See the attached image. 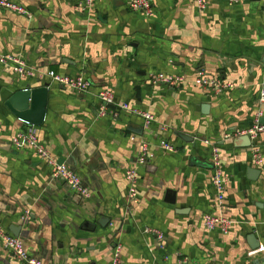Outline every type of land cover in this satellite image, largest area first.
<instances>
[{"label":"crops","instance_id":"1","mask_svg":"<svg viewBox=\"0 0 264 264\" xmlns=\"http://www.w3.org/2000/svg\"><path fill=\"white\" fill-rule=\"evenodd\" d=\"M11 1L29 14L0 7V56L17 57L34 74L0 62V222L11 233L28 207L21 237L28 253L43 264H113L119 246L122 264H264V243L252 250L246 237L249 228L264 240V131L254 147L245 140L264 118V0H209L205 10L195 0H152L151 16L133 11L131 0H95L85 12L81 0ZM200 69L234 87L218 95L197 86ZM51 71L93 83L82 94L52 81L54 106L38 128L90 198L12 144L25 124L5 101ZM156 73L182 82L153 85ZM102 91L113 94L117 116H100ZM138 111L156 120L145 127ZM142 144L153 156L140 166L133 195L127 171ZM215 154L228 179L221 207ZM213 214L231 221L229 231L205 226ZM0 264L23 263L0 244Z\"/></svg>","mask_w":264,"mask_h":264},{"label":"built area","instance_id":"2","mask_svg":"<svg viewBox=\"0 0 264 264\" xmlns=\"http://www.w3.org/2000/svg\"><path fill=\"white\" fill-rule=\"evenodd\" d=\"M198 8L200 10H205L208 7L209 0H195ZM95 0H81L80 8L83 12L92 9ZM0 7L13 11L19 14L28 15V11L25 7L20 6L11 0H0ZM130 7L135 12H140L146 16H151L154 13V4L152 0H131ZM262 11L264 13V3L262 6ZM0 62L2 63H18L20 67L18 68L19 73L22 75H33L34 71L28 68L25 63L14 56H0ZM52 81L68 87L78 93H88L93 87L91 80L83 75L71 76L67 74H61L54 71L48 73ZM151 82L153 85L166 84L169 86H177L178 83L182 82L180 77H174L172 75H167L164 73H156L152 75ZM195 84L201 88L211 90L216 94H221L226 90L233 88L234 84L226 81L217 76L209 74L205 69H200L198 71L197 77L195 79ZM99 97L103 102L102 108L100 110V116H105L106 114H113L117 116L116 110L110 108L109 105L114 104V96L109 91H102L99 93ZM261 100L264 102V87L261 92ZM123 108L129 109V105H123ZM138 114L144 116L146 122L145 127H149L156 117L151 112L138 111ZM264 131V126L257 125L256 127L248 130L245 134H248L255 138L260 132ZM13 146L18 150H30L36 155L41 157L50 167L52 171V177L58 181L66 183L76 194L82 198H90L91 192L83 184L81 176L73 170V168L67 163H60L49 149L42 143L38 128L34 125L25 124L12 139ZM164 147L170 151H174V147L166 142H163ZM152 152L148 144H142L140 148L139 155L136 160V164L133 165L127 171V178L131 183L132 194L135 195V186L138 178L140 176L139 168L142 165H146L152 158ZM254 157L257 164H262L263 158L260 149L254 150ZM213 184L217 190L218 198L217 203L222 206L225 200V195L227 192L228 179L222 169V163L218 154L213 157ZM231 221L224 217L222 214L209 215L205 219V226L209 230L220 229L223 233L229 231L231 226ZM161 238V236H160ZM0 244L4 249L8 250L12 256L22 262L23 264H43L41 260L31 256L27 249L25 248L24 242L21 238L15 237L10 234L3 224L0 222ZM263 249V248H262ZM113 264H122L121 260V248L119 246L115 249V256Z\"/></svg>","mask_w":264,"mask_h":264},{"label":"water","instance_id":"3","mask_svg":"<svg viewBox=\"0 0 264 264\" xmlns=\"http://www.w3.org/2000/svg\"><path fill=\"white\" fill-rule=\"evenodd\" d=\"M32 79L28 80V83L25 86H22L19 89H15L12 95L5 101V105L8 110L12 113L15 119H17L22 124L34 125L37 128H40L46 123L48 115H50V110L52 106V93H50V88L53 87L52 79L50 77H45L42 80H38L31 77ZM101 105L103 102L101 101ZM110 108H115V105H109ZM208 108V105L205 106ZM260 125H264V118L259 120ZM183 138H187L183 136ZM245 140L249 141L250 147H254L258 144L259 138H253L250 135L245 136ZM248 143V142H247ZM215 148V146H214ZM214 150V149H213ZM60 163H65V161H59ZM260 169L256 168L253 172L254 175L260 173ZM28 208V207H27ZM23 209V213L18 212L16 218L18 219L17 224H9L10 231L13 236L21 238L23 235H26L23 231L25 223L29 221L31 216L26 215L25 211L28 209ZM111 219L107 218L100 220V225L103 227L110 223ZM247 241L249 243V248L256 250L261 247V244L264 243V240H259L258 236L255 234L254 229H247ZM10 233V234H11Z\"/></svg>","mask_w":264,"mask_h":264}]
</instances>
